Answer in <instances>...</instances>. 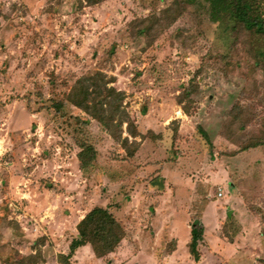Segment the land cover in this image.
I'll list each match as a JSON object with an SVG mask.
<instances>
[{
  "label": "rangeland",
  "instance_id": "1",
  "mask_svg": "<svg viewBox=\"0 0 264 264\" xmlns=\"http://www.w3.org/2000/svg\"><path fill=\"white\" fill-rule=\"evenodd\" d=\"M207 8L0 0V264H65L94 207L127 237L67 264H264V35ZM96 74L107 127L67 99Z\"/></svg>",
  "mask_w": 264,
  "mask_h": 264
},
{
  "label": "trees",
  "instance_id": "2",
  "mask_svg": "<svg viewBox=\"0 0 264 264\" xmlns=\"http://www.w3.org/2000/svg\"><path fill=\"white\" fill-rule=\"evenodd\" d=\"M208 4V13L211 20L217 22L221 20L222 15L230 14L233 19V29H244L255 35H264V21L262 20L260 3L257 0H204ZM78 84L74 86L71 94L67 97L68 101L73 106L82 109H90L98 107L101 110L99 122L107 127V118L103 114L102 104L88 105L90 94L88 88L83 85L85 82H93L96 87V92L101 93L98 79L103 78L102 75L96 74L95 76L84 77ZM105 94V99L108 97L115 102L122 101V94L116 92L113 88L104 90L102 95ZM110 99V101H111ZM94 102L95 99H92ZM110 106V102L108 103ZM98 119V118H97ZM89 148L93 149L92 146ZM92 160H90L91 162ZM81 162V161H80ZM92 167V162L87 165L80 163V169L86 173ZM126 229L123 224H120L115 217L112 216L107 209L94 207L77 225V236H74L68 247L69 254L62 261L67 264L68 260L73 257L74 253L86 245L91 246L97 258H103L112 254L120 245V243L127 237ZM203 229L201 226H192L191 239L189 243V252L195 262L199 261L198 245L202 240Z\"/></svg>",
  "mask_w": 264,
  "mask_h": 264
},
{
  "label": "crops",
  "instance_id": "3",
  "mask_svg": "<svg viewBox=\"0 0 264 264\" xmlns=\"http://www.w3.org/2000/svg\"><path fill=\"white\" fill-rule=\"evenodd\" d=\"M221 196H222V193H221ZM123 241H124V240H123ZM84 247H86V246H84ZM82 248H83V247H81L79 250H81ZM79 250H78V251H79Z\"/></svg>",
  "mask_w": 264,
  "mask_h": 264
},
{
  "label": "built area",
  "instance_id": "4",
  "mask_svg": "<svg viewBox=\"0 0 264 264\" xmlns=\"http://www.w3.org/2000/svg\"><path fill=\"white\" fill-rule=\"evenodd\" d=\"M218 196H221V192L218 193Z\"/></svg>",
  "mask_w": 264,
  "mask_h": 264
},
{
  "label": "water",
  "instance_id": "5",
  "mask_svg": "<svg viewBox=\"0 0 264 264\" xmlns=\"http://www.w3.org/2000/svg\"><path fill=\"white\" fill-rule=\"evenodd\" d=\"M195 226V225H194Z\"/></svg>",
  "mask_w": 264,
  "mask_h": 264
}]
</instances>
